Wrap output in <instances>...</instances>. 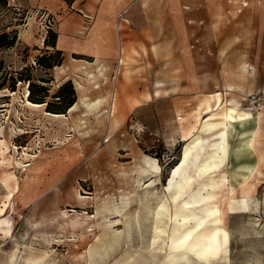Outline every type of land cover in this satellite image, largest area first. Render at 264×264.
<instances>
[{"label":"rangeland","instance_id":"obj_1","mask_svg":"<svg viewBox=\"0 0 264 264\" xmlns=\"http://www.w3.org/2000/svg\"><path fill=\"white\" fill-rule=\"evenodd\" d=\"M74 2L9 0L8 9L0 11V31L18 30L16 44L0 52L5 67L18 71L27 65L36 79L51 78L48 100L56 101L52 95L67 80L77 97L73 109L55 117L46 113V105L27 102L26 81H19L15 91H0V208L12 200L0 214V231L6 233L5 218L11 229L10 238L0 234V264H10L12 256L14 264L28 258L38 259L34 264H167L181 204L166 188L171 170L195 135L208 141L203 160L221 129H203L205 121L221 120L212 115L216 109L206 111L205 100L220 91L224 102L235 97L255 117L264 112V0H182L188 45L207 67L204 89L197 94L182 90V65L170 72L176 84L170 92L164 80L168 71H154L151 54L140 59L146 54L143 42L128 47L114 69L64 59L51 69L40 67L37 56L54 51L46 45L52 40L49 30L57 31L68 13L78 12ZM155 88L160 95H153ZM251 93L260 98L255 107L248 100ZM62 106L53 104L58 111ZM134 120L148 129L139 138L131 128ZM255 124H236L225 160L211 172L197 175L192 166L194 180L181 196L188 198L210 176L218 182L227 176L216 190L229 231V264H264V173L249 178L254 187L247 206L238 202L250 170L255 166L264 172L258 163L264 132L256 148L250 136L242 135ZM162 198L169 207L161 214L163 231L153 245V213ZM194 262L223 264L224 256Z\"/></svg>","mask_w":264,"mask_h":264},{"label":"crops","instance_id":"obj_2","mask_svg":"<svg viewBox=\"0 0 264 264\" xmlns=\"http://www.w3.org/2000/svg\"><path fill=\"white\" fill-rule=\"evenodd\" d=\"M74 4L78 12L68 13L56 31V47L63 51L64 63L86 61L114 69L115 65L123 63L128 47L143 42L146 54L143 52L140 59L151 54L158 68L154 71H168L164 80L170 82V92L176 90V84L172 83L175 75L170 72L182 65L185 78L182 90L202 93L207 67L200 54L192 49L193 45H188V25L182 17L186 5L182 0H75ZM157 84L161 86L162 83ZM158 91L160 88H155L153 95H160ZM114 97L115 93L113 100ZM253 118L248 121L256 123L255 126L242 133L243 136H250L259 126L257 116ZM237 123L240 122L231 127L230 133ZM0 234L10 238L4 231Z\"/></svg>","mask_w":264,"mask_h":264},{"label":"bare ground","instance_id":"obj_3","mask_svg":"<svg viewBox=\"0 0 264 264\" xmlns=\"http://www.w3.org/2000/svg\"><path fill=\"white\" fill-rule=\"evenodd\" d=\"M211 100L215 101L214 105H210ZM27 102L34 107H42L45 105V103L33 102L28 97ZM205 102L207 104L206 111L216 109L217 111L212 115L220 116L221 120L216 122L205 121L203 129L212 130L217 127L221 129L217 133L218 140L213 143H208V152H206L207 154L203 160H200V157L202 152L206 150L205 145L208 141L200 135H195L186 143L180 161L171 170L166 188L171 192L172 199L181 202V204L174 214L175 223L171 233L169 245L170 254L167 264H196L194 262L195 259L197 261L212 262L219 256H224L223 264H229V231L223 222V210L217 201L218 194L216 190L218 187L227 183V176H223L220 182L215 180L213 176H210L188 198L181 200V196L194 180L193 176L189 173V169L195 166L196 174L201 175L209 173L219 166L229 152L228 136L231 127L236 122L250 120L254 115L250 111L243 109L241 107L242 103L237 101L235 97L224 102L220 91L211 93ZM75 105L74 103L69 110L73 109ZM46 113L55 117L64 115L63 113L50 111H46ZM208 119L209 117L205 120ZM257 121L259 126L252 131L249 138L250 145L253 148L258 147V136L264 130V126H262L264 123V112H260ZM258 163L264 165L263 155L260 156ZM155 167L159 168V165L155 163ZM257 172L260 175L264 173L254 166L243 181H241L242 196L238 199V202L243 206H247L249 194L254 187V182L249 180V178L251 175L257 176ZM233 191L234 188L230 190V192ZM8 196L10 197V195ZM231 201L233 204L236 200L232 198ZM10 202L2 204L0 214H3L5 209L10 206ZM168 207L169 203L162 198L160 199L159 210L153 213L154 220L152 226L155 230V235H153L154 237L152 239L153 245L159 240V233L163 231L162 225H160L162 221L161 214L167 211ZM134 222L140 228L138 217L134 219ZM9 223L10 220L7 218L1 221V224L7 226L5 231L10 236L11 229ZM14 259L15 256H12L10 264H14ZM36 261L38 259L28 258L25 264H34Z\"/></svg>","mask_w":264,"mask_h":264},{"label":"trees","instance_id":"obj_4","mask_svg":"<svg viewBox=\"0 0 264 264\" xmlns=\"http://www.w3.org/2000/svg\"><path fill=\"white\" fill-rule=\"evenodd\" d=\"M9 0H0V11L8 9ZM50 38L46 39V45L54 48V51H48L42 55L37 56V64L40 67L51 69L56 65H60L63 62L64 55L61 49L56 47L58 34L55 30H49ZM18 39V30L12 31L2 30L0 31V52L4 49L14 46ZM19 81H26L29 83L28 99L33 102L45 103L47 111L50 112H66L77 100L76 92L71 80L65 81L59 89L52 95L56 101L48 100L50 95V87L46 84L51 81V78L38 77L37 79L32 74L31 66H23L18 71H11L5 67L4 60L0 59V91L4 88H8L12 91L17 89V83ZM63 104L62 110L58 111L53 107V104Z\"/></svg>","mask_w":264,"mask_h":264},{"label":"built area","instance_id":"obj_5","mask_svg":"<svg viewBox=\"0 0 264 264\" xmlns=\"http://www.w3.org/2000/svg\"><path fill=\"white\" fill-rule=\"evenodd\" d=\"M259 99L260 98L257 93H251L248 96L249 103L253 105L254 107L258 104L257 102H259ZM131 128L136 138L141 137L148 130L147 127L143 123H141L139 120L132 121Z\"/></svg>","mask_w":264,"mask_h":264}]
</instances>
